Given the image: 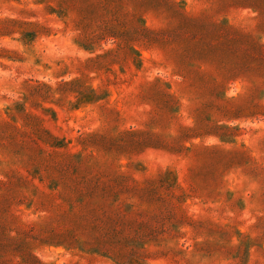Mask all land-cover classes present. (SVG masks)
<instances>
[{
	"label": "rangeland",
	"instance_id": "obj_1",
	"mask_svg": "<svg viewBox=\"0 0 264 264\" xmlns=\"http://www.w3.org/2000/svg\"><path fill=\"white\" fill-rule=\"evenodd\" d=\"M0 264H264V0H0Z\"/></svg>",
	"mask_w": 264,
	"mask_h": 264
}]
</instances>
